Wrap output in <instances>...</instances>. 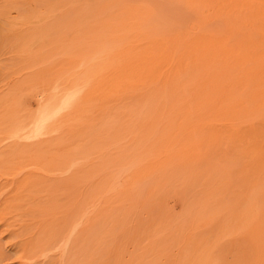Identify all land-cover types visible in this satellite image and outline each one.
Returning a JSON list of instances; mask_svg holds the SVG:
<instances>
[{"label": "rangeland", "instance_id": "obj_1", "mask_svg": "<svg viewBox=\"0 0 264 264\" xmlns=\"http://www.w3.org/2000/svg\"><path fill=\"white\" fill-rule=\"evenodd\" d=\"M0 264H264V0H0Z\"/></svg>", "mask_w": 264, "mask_h": 264}, {"label": "bare ground", "instance_id": "obj_2", "mask_svg": "<svg viewBox=\"0 0 264 264\" xmlns=\"http://www.w3.org/2000/svg\"><path fill=\"white\" fill-rule=\"evenodd\" d=\"M69 102V101H68ZM65 103H67V101H65ZM65 105V104H64ZM43 118H46L47 117V114H44L43 116H42Z\"/></svg>", "mask_w": 264, "mask_h": 264}]
</instances>
